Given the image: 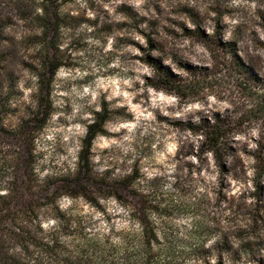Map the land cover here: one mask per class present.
I'll return each mask as SVG.
<instances>
[{
	"label": "rangeland",
	"instance_id": "rangeland-1",
	"mask_svg": "<svg viewBox=\"0 0 264 264\" xmlns=\"http://www.w3.org/2000/svg\"><path fill=\"white\" fill-rule=\"evenodd\" d=\"M60 14L54 78L20 24L8 32L0 77L6 126L49 105L34 134L36 184L72 177L94 113L109 120L90 151L92 203L62 196L40 211L41 227L116 243L140 235L132 208H146L154 264H264V0H73ZM218 42L235 44L256 82ZM147 56L190 90L151 88ZM216 116L232 122L223 168L195 129Z\"/></svg>",
	"mask_w": 264,
	"mask_h": 264
},
{
	"label": "trees",
	"instance_id": "trees-1",
	"mask_svg": "<svg viewBox=\"0 0 264 264\" xmlns=\"http://www.w3.org/2000/svg\"><path fill=\"white\" fill-rule=\"evenodd\" d=\"M72 1L0 0V77L11 59L7 49L8 32L11 26L20 24L34 38L40 53H45L41 66L46 70V80L54 78L63 66L56 55L58 49L55 42L62 28L60 8ZM216 47L226 55L239 76L247 81H257L235 59L234 43L218 42ZM146 60L156 71L155 83L148 84L151 88L177 95L190 90L157 61L148 56ZM37 78L40 94L43 75L37 74ZM6 113L0 99V264H154L152 251L158 241L154 226L146 220V208H132V215H137L135 219L141 229L140 235L129 236L116 243L81 233L74 234L70 240H63L56 229L44 230L41 227L40 211L55 206L62 196L83 198L92 203L94 180L90 151L96 137L104 135L108 112L100 110L94 113L92 122L87 125L76 173L62 184H50L48 189L36 184L33 144L34 134L45 127L50 116L49 105L44 104L39 116L36 114L27 121L22 120L14 128L4 124ZM195 129L201 138V149L211 153L223 168L222 160L232 134V122L216 116L210 122H201Z\"/></svg>",
	"mask_w": 264,
	"mask_h": 264
}]
</instances>
